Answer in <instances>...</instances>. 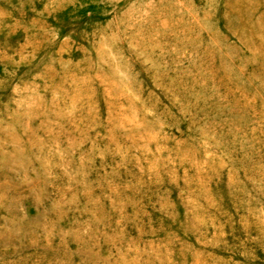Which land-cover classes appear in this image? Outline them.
<instances>
[{"label": "rangeland", "instance_id": "rangeland-1", "mask_svg": "<svg viewBox=\"0 0 264 264\" xmlns=\"http://www.w3.org/2000/svg\"><path fill=\"white\" fill-rule=\"evenodd\" d=\"M0 264H264V0H0Z\"/></svg>", "mask_w": 264, "mask_h": 264}]
</instances>
